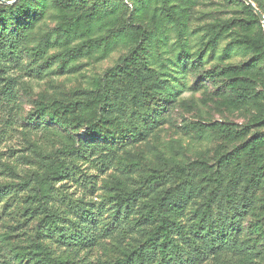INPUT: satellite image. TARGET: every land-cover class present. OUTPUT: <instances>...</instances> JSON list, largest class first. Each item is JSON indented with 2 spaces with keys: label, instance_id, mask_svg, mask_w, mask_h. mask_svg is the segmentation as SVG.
I'll return each instance as SVG.
<instances>
[{
  "label": "rangeland",
  "instance_id": "1",
  "mask_svg": "<svg viewBox=\"0 0 264 264\" xmlns=\"http://www.w3.org/2000/svg\"><path fill=\"white\" fill-rule=\"evenodd\" d=\"M33 12L22 25L28 12L15 23L0 11V264H45L37 244L68 264H136L137 254L159 264L145 250L156 209L191 181L169 264H264V177L250 184L264 167V85L246 70L240 42L254 29L242 4L45 0ZM225 66L232 73L207 79ZM256 67L264 84V62ZM142 72L158 94L139 107L117 99L98 118L102 93ZM238 85L256 97H233ZM94 125L107 137H88ZM195 210L227 231L214 248L194 233Z\"/></svg>",
  "mask_w": 264,
  "mask_h": 264
},
{
  "label": "trees",
  "instance_id": "2",
  "mask_svg": "<svg viewBox=\"0 0 264 264\" xmlns=\"http://www.w3.org/2000/svg\"><path fill=\"white\" fill-rule=\"evenodd\" d=\"M6 1V0H5ZM244 9L247 11L249 15H251L253 19V25L249 30H253L252 34H246V36L243 38L241 43V48L243 49L244 53H247V55L252 56L253 61L251 62V65L248 67V72L251 73L250 75L252 78V81L259 82L262 86L263 81L262 79L257 75L258 69L256 67V64L263 63L264 62V30L262 28L261 22L256 15V13L251 9L250 6L246 5L242 0H238ZM255 7L263 14L264 16V5L260 4L257 0H250ZM29 4H26L23 2V0H15V2L12 5H4L1 3L0 0V11L6 10V12L9 14V16L14 17L15 23L22 17H24L25 13L28 12L29 18L27 21H23V24L32 25L30 16L34 15L33 9L34 8H43L45 0H28ZM30 3H34V6L30 5ZM6 7V8H5ZM2 19L0 15V20ZM8 29L11 30V34H13L15 31H18L17 29H13V26L8 25ZM216 40L217 38H212L211 40V46L209 49V53L211 54L214 51V48L216 46ZM248 51V52H247ZM246 55V56H247ZM223 58L227 57V54H223ZM233 67H222L221 69H218L216 67H213L211 70H209L207 73V79L210 82L216 83V79L220 76H227L230 73H232ZM239 69V68H238ZM255 73V74H254ZM151 76H147L144 72L141 74L138 73L137 77L133 81H129L126 83H123L122 89H116L114 97L108 99L105 93H102L100 96V115L98 118H105L104 116H109L114 113L117 109L119 110L122 105H126L128 102V99L130 98V102L134 104V106H141L139 103L140 98L143 97V103H145L144 97L157 93L160 90L161 86L156 81H147ZM144 91L143 93L145 95H142L140 91ZM230 94L233 97H236L240 101H246V100H253L256 97V93L252 95L249 93L248 88H242L239 85L236 87L229 88ZM171 96V94L166 93V97L164 100H169L168 97ZM119 99L121 102V106H116V100ZM47 114L50 119H54V115L50 112H45V108L40 110V114L44 115ZM144 115L147 117H150V119H153L154 121L152 123H159L160 114L156 113L155 117L152 118L150 115V112L148 110L143 111ZM97 118V119H98ZM113 119L118 120L117 115H114ZM56 120V119H55ZM58 121V120H57ZM160 125V124H159ZM156 127V126H155ZM87 135L88 137H95V138H101V137H107L106 134H103L102 131H100L97 126H93L88 128ZM130 135V134H129ZM133 136V135H131ZM262 170L258 171L255 170L252 172L251 176V183L254 182V184L260 183L261 179L264 177V167L261 168ZM64 168L60 166L58 171L54 174L55 177H60L63 174ZM245 171L239 169L237 170L238 176H241ZM236 172L233 174H229L232 178L233 175H235ZM251 175V174H249ZM226 185L225 188L230 189V184L232 183L231 180ZM216 188L223 189L221 180L216 182ZM188 184V185H187ZM192 181L191 183H186L185 185H182L175 194V196H170L168 198H165L163 203L156 209L155 217L158 219V224L152 228L151 233L148 235V237L145 240V247L147 251L150 252L151 256L153 257V260L155 257H159L160 262L159 264H169L171 262V259L173 257V252L177 248L176 244L174 243L173 238H171L172 235V228L170 225H177L178 217H181L182 214V204L183 201L186 200L189 193H191L192 188ZM2 189V187L0 188ZM196 191V190H195ZM225 197H228V194L225 195ZM198 211L195 210L194 214L195 216L199 217V221L197 222L196 227L194 228V233H196V236H199V238H203L206 240L207 244L214 248L215 245L219 244V240H222V237L225 236L226 232L223 228L218 227H211L206 221L208 217V212L205 210L204 212L198 214ZM151 216H154L152 213ZM210 219V218H209ZM85 242H87L89 239L86 237L82 238ZM75 240V239H74ZM76 241V240H75ZM158 242V243H155ZM34 251L38 253L41 256V261H43L45 264H68L66 259L59 260L58 258H54L50 255V253L46 250V248L42 244L35 245ZM17 258H20L21 256L17 253L15 255ZM136 264H148L147 259L142 254L136 255ZM119 264H130L128 260H125Z\"/></svg>",
  "mask_w": 264,
  "mask_h": 264
},
{
  "label": "water",
  "instance_id": "3",
  "mask_svg": "<svg viewBox=\"0 0 264 264\" xmlns=\"http://www.w3.org/2000/svg\"><path fill=\"white\" fill-rule=\"evenodd\" d=\"M246 5L250 6L251 9L256 13V15L258 16L263 29H264V16L263 14L255 7V5L250 1V0H242ZM5 3V2H4Z\"/></svg>",
  "mask_w": 264,
  "mask_h": 264
}]
</instances>
